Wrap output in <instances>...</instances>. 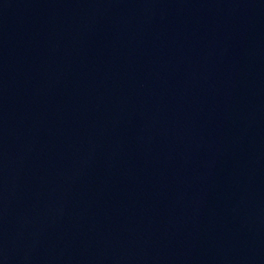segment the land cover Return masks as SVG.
<instances>
[{
	"label": "water",
	"instance_id": "obj_1",
	"mask_svg": "<svg viewBox=\"0 0 264 264\" xmlns=\"http://www.w3.org/2000/svg\"><path fill=\"white\" fill-rule=\"evenodd\" d=\"M0 264H264V0H0Z\"/></svg>",
	"mask_w": 264,
	"mask_h": 264
}]
</instances>
